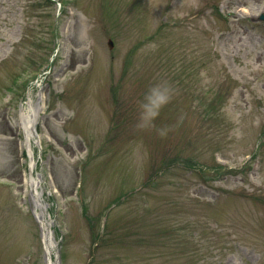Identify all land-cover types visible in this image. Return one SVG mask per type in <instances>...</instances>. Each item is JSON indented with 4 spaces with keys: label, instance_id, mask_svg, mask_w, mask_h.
Instances as JSON below:
<instances>
[{
    "label": "rangeland",
    "instance_id": "1",
    "mask_svg": "<svg viewBox=\"0 0 264 264\" xmlns=\"http://www.w3.org/2000/svg\"><path fill=\"white\" fill-rule=\"evenodd\" d=\"M262 12L264 0H0V264H49L39 213L53 264H264ZM164 83L173 97L154 123L170 130H137Z\"/></svg>",
    "mask_w": 264,
    "mask_h": 264
},
{
    "label": "clouds",
    "instance_id": "2",
    "mask_svg": "<svg viewBox=\"0 0 264 264\" xmlns=\"http://www.w3.org/2000/svg\"><path fill=\"white\" fill-rule=\"evenodd\" d=\"M172 97L173 90L166 83L151 87L139 104V116L135 128L140 131L155 129L160 137H165L170 129L157 128L154 122L159 117L160 111L171 102ZM183 119L184 116L181 115L180 121L182 122Z\"/></svg>",
    "mask_w": 264,
    "mask_h": 264
},
{
    "label": "bare ground",
    "instance_id": "3",
    "mask_svg": "<svg viewBox=\"0 0 264 264\" xmlns=\"http://www.w3.org/2000/svg\"><path fill=\"white\" fill-rule=\"evenodd\" d=\"M37 105V106H35ZM33 104L31 99H28L25 101V103L22 104L21 108V114H20V123L25 130V142L24 145L27 146L30 149V154L34 156L33 151V145L38 144L36 138V127H37V117L39 115V112L41 110V106L37 104ZM35 158V156H34ZM38 162L34 159V161L31 163L32 168L37 165ZM37 182H33L34 186L36 187ZM47 213V211H44ZM38 220L42 225V236L43 241L46 249L47 259L49 264H53L52 259V252L54 249V242L51 236L50 227L52 226V220L49 219L44 215V213H39Z\"/></svg>",
    "mask_w": 264,
    "mask_h": 264
},
{
    "label": "water",
    "instance_id": "4",
    "mask_svg": "<svg viewBox=\"0 0 264 264\" xmlns=\"http://www.w3.org/2000/svg\"><path fill=\"white\" fill-rule=\"evenodd\" d=\"M262 18L264 19V16H262Z\"/></svg>",
    "mask_w": 264,
    "mask_h": 264
}]
</instances>
